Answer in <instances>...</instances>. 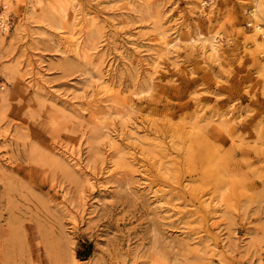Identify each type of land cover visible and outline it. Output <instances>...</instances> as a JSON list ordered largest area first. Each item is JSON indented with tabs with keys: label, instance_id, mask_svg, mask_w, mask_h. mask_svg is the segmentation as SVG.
<instances>
[{
	"label": "rangeland",
	"instance_id": "1",
	"mask_svg": "<svg viewBox=\"0 0 264 264\" xmlns=\"http://www.w3.org/2000/svg\"><path fill=\"white\" fill-rule=\"evenodd\" d=\"M47 1L0 0V264H264L253 0Z\"/></svg>",
	"mask_w": 264,
	"mask_h": 264
},
{
	"label": "bare ground",
	"instance_id": "2",
	"mask_svg": "<svg viewBox=\"0 0 264 264\" xmlns=\"http://www.w3.org/2000/svg\"><path fill=\"white\" fill-rule=\"evenodd\" d=\"M43 1L44 0H31V3H32L31 7L34 8L33 11H35L36 6L39 7L40 5H43L42 4ZM68 1H70V0H68ZM68 1L67 0H51V1L48 0L46 2V6H44L45 8L43 9V11L48 13V14L57 13L62 18H66V17L70 16L69 11H70V5L71 4L68 3L70 5H67ZM261 1L262 0H253V2L250 4V9H251L250 19H251V21L249 22V27H250L251 31L254 33V35L259 34L262 37H264V32L262 30L263 28H261V26H260V22H264V4ZM4 16L5 15L0 16V29L3 31H6L8 28L7 27L8 23H7V20L5 19ZM199 36L200 37L203 36V33L200 32ZM203 41L205 42V39H203ZM202 49L210 52L211 55L216 54V49L213 46V44L210 42H208L207 46H205V44L204 45L202 44ZM262 67L264 70V62H263ZM153 89H154V86L150 85V86H148V88L143 89V90L139 91L138 93H133L132 96L135 97V100L136 99L138 100L144 96H149ZM137 103L134 100H129V101H124L121 106L129 113L135 112V111L139 112ZM100 125H103V124L100 123ZM71 259L75 260L76 258L72 255Z\"/></svg>",
	"mask_w": 264,
	"mask_h": 264
}]
</instances>
